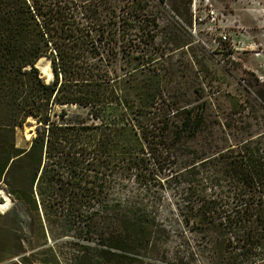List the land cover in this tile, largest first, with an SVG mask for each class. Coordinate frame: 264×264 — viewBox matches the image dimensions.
<instances>
[{
  "label": "trees",
  "instance_id": "trees-1",
  "mask_svg": "<svg viewBox=\"0 0 264 264\" xmlns=\"http://www.w3.org/2000/svg\"><path fill=\"white\" fill-rule=\"evenodd\" d=\"M149 2L0 0V187L13 204L0 220L27 228L0 225V237L18 264H264V131L191 147L210 112L172 91ZM187 148L178 174L202 195L181 219L195 240L181 255L154 188Z\"/></svg>",
  "mask_w": 264,
  "mask_h": 264
},
{
  "label": "rangeland",
  "instance_id": "rangeland-1",
  "mask_svg": "<svg viewBox=\"0 0 264 264\" xmlns=\"http://www.w3.org/2000/svg\"><path fill=\"white\" fill-rule=\"evenodd\" d=\"M149 1L157 25L154 47L158 54L163 49L165 61H169L172 91L182 99L189 98L190 105L199 110L206 103L210 112L203 132L191 142V147H200L206 142L232 145L240 137L254 138L263 132L264 103L256 90L264 89V0H209L217 12L215 18L207 14L206 0ZM222 33L227 35V40H223ZM121 37L124 41L122 52L125 53L129 35L124 31ZM135 41L139 46L138 37ZM45 64L52 73L50 60L46 57L38 63L39 66ZM38 68L42 77L50 81L52 76L46 77ZM60 109L56 107L57 111ZM81 111L77 107L70 110L71 113ZM30 128L25 125L17 131L19 145L24 144L25 137L30 138ZM191 151V148L182 151L173 163L158 171L162 186L154 188L161 217L173 233L171 245H183L181 255L195 248L194 230L184 226L181 219L190 210V197L202 195L199 190L189 188L185 178L178 174L186 161L192 159L194 153ZM258 197L264 201V195L255 193L254 198ZM5 200L4 194H0V203L4 202L8 207L0 214L13 207L11 200ZM0 225L8 230L18 229V235L26 237L24 217L16 221L11 218L0 220ZM14 244L10 234L1 235L0 259L6 260L0 264H18L20 256L14 257L8 254L10 250H5L13 248ZM144 261L145 264H164L171 261V257ZM189 261L198 264L196 256Z\"/></svg>",
  "mask_w": 264,
  "mask_h": 264
},
{
  "label": "bare ground",
  "instance_id": "bare-ground-1",
  "mask_svg": "<svg viewBox=\"0 0 264 264\" xmlns=\"http://www.w3.org/2000/svg\"><path fill=\"white\" fill-rule=\"evenodd\" d=\"M43 59H45V57L40 58V59L38 60L37 64H36V66H37V67H40L41 71L45 73L46 77H50V78H51L52 73L49 71V66H48V64H45V65H42V66H41V65H40V66L38 65V63H39L40 61H42ZM29 120L32 121L31 118H29ZM0 194H4V197H5V199H6L5 201H9V200H10V198L8 197V195L4 193V191L1 189V187H0ZM5 208H8V207L5 205V203H4V202L0 203V211H2V210L5 209ZM3 211H4V210H3Z\"/></svg>",
  "mask_w": 264,
  "mask_h": 264
},
{
  "label": "built area",
  "instance_id": "built-area-1",
  "mask_svg": "<svg viewBox=\"0 0 264 264\" xmlns=\"http://www.w3.org/2000/svg\"><path fill=\"white\" fill-rule=\"evenodd\" d=\"M206 4H207V8H206V10H207V14L208 15H210L212 18H215V17H217V12H216V10H215V8L213 7V5L212 4H210L209 3V0H206ZM222 15V14H221ZM221 37L223 38V40H227L228 38H227V35L226 34H221ZM231 44V43H230Z\"/></svg>",
  "mask_w": 264,
  "mask_h": 264
},
{
  "label": "water",
  "instance_id": "water-1",
  "mask_svg": "<svg viewBox=\"0 0 264 264\" xmlns=\"http://www.w3.org/2000/svg\"><path fill=\"white\" fill-rule=\"evenodd\" d=\"M30 130H32V129H30ZM25 140H28V138H27V137H25Z\"/></svg>",
  "mask_w": 264,
  "mask_h": 264
}]
</instances>
